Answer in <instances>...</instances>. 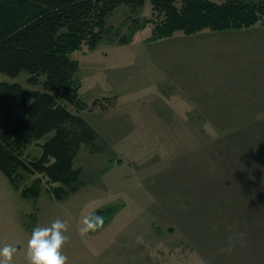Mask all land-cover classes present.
Masks as SVG:
<instances>
[{
	"label": "rangeland",
	"instance_id": "1",
	"mask_svg": "<svg viewBox=\"0 0 264 264\" xmlns=\"http://www.w3.org/2000/svg\"><path fill=\"white\" fill-rule=\"evenodd\" d=\"M151 16L150 1L122 4L95 49L70 52L80 98L117 101L79 112L98 138L76 147L78 190L57 199L45 182L37 199L25 198L0 169V248L17 249L12 264H27L33 229L56 218L69 224L66 264H264V86L181 87L166 40L144 24ZM28 76L3 77L41 88ZM224 100L246 103L232 108ZM226 112L237 116L215 115ZM41 152L31 145L26 155ZM33 178L26 173L22 184ZM109 206L103 226L82 236L83 218Z\"/></svg>",
	"mask_w": 264,
	"mask_h": 264
},
{
	"label": "trees",
	"instance_id": "2",
	"mask_svg": "<svg viewBox=\"0 0 264 264\" xmlns=\"http://www.w3.org/2000/svg\"><path fill=\"white\" fill-rule=\"evenodd\" d=\"M147 1L152 16L144 24H152L154 38L176 31L192 34L264 24V0H0V169L23 197L37 199L45 182L57 199L78 190L76 147L82 140L98 138L79 112L105 109L117 101L107 103L110 96L90 103L80 98L81 84L75 78L79 65L70 52L83 46L95 49L110 32L107 17L118 6ZM23 71L29 73L30 84L41 88L4 80L3 76L15 78ZM69 124L78 127L74 134ZM31 145L42 148L39 156L26 155ZM26 173L34 178L23 185ZM112 211L109 206L96 215Z\"/></svg>",
	"mask_w": 264,
	"mask_h": 264
},
{
	"label": "crops",
	"instance_id": "3",
	"mask_svg": "<svg viewBox=\"0 0 264 264\" xmlns=\"http://www.w3.org/2000/svg\"><path fill=\"white\" fill-rule=\"evenodd\" d=\"M162 40L167 42L172 75L181 87H193L198 93H233L238 87L264 86V24L243 29H203L192 34L177 32ZM165 67L170 71V66ZM224 101L232 108L246 103ZM215 115L237 116L231 112Z\"/></svg>",
	"mask_w": 264,
	"mask_h": 264
},
{
	"label": "clouds",
	"instance_id": "4",
	"mask_svg": "<svg viewBox=\"0 0 264 264\" xmlns=\"http://www.w3.org/2000/svg\"><path fill=\"white\" fill-rule=\"evenodd\" d=\"M103 223L104 217L101 215L85 216L81 235L97 230L103 226ZM68 230V222L60 218H56L50 226L35 227L27 242V264H66L68 258L62 254V247L69 239L65 234ZM231 250V247L220 249L221 252ZM16 251L14 246L7 244L0 248V264H12Z\"/></svg>",
	"mask_w": 264,
	"mask_h": 264
},
{
	"label": "built area",
	"instance_id": "5",
	"mask_svg": "<svg viewBox=\"0 0 264 264\" xmlns=\"http://www.w3.org/2000/svg\"><path fill=\"white\" fill-rule=\"evenodd\" d=\"M1 81H2V78L0 77V83H1Z\"/></svg>",
	"mask_w": 264,
	"mask_h": 264
}]
</instances>
